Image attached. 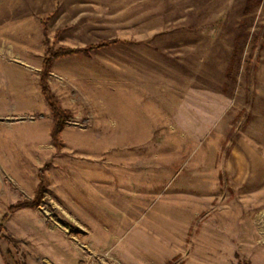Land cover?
Wrapping results in <instances>:
<instances>
[{
    "label": "rangeland",
    "instance_id": "1",
    "mask_svg": "<svg viewBox=\"0 0 264 264\" xmlns=\"http://www.w3.org/2000/svg\"><path fill=\"white\" fill-rule=\"evenodd\" d=\"M0 264H264V0H0Z\"/></svg>",
    "mask_w": 264,
    "mask_h": 264
},
{
    "label": "trees",
    "instance_id": "2",
    "mask_svg": "<svg viewBox=\"0 0 264 264\" xmlns=\"http://www.w3.org/2000/svg\"><path fill=\"white\" fill-rule=\"evenodd\" d=\"M99 45H102V44H98L97 46H99ZM93 47L94 46H89V47L83 48V49H57V50L50 52L43 60V65H42L41 72H40V83H41V87H42V92H43L47 102L49 103L50 109L52 111V115H53L52 136L56 141L59 138V132H60L61 128L63 127L64 122L68 117V114H67V112H65L61 108L56 97L52 94V92L50 91V89L47 85L46 79H47V73L49 70L50 60L52 58H55L58 56H63V55L70 54L73 52H78V51H85V50L93 48ZM39 178H40V182L38 183V187H37L38 194H40L42 189H43V181H42L43 175H42L41 170H39ZM36 201L37 200H35V202L33 204H36ZM24 206H27V204L26 203L17 204L15 206L9 207L8 210L12 212V211L18 209L19 207L22 208ZM5 216L6 215H4V217Z\"/></svg>",
    "mask_w": 264,
    "mask_h": 264
},
{
    "label": "crops",
    "instance_id": "3",
    "mask_svg": "<svg viewBox=\"0 0 264 264\" xmlns=\"http://www.w3.org/2000/svg\"><path fill=\"white\" fill-rule=\"evenodd\" d=\"M35 133V132H34ZM39 134V133H38ZM40 135V134H39Z\"/></svg>",
    "mask_w": 264,
    "mask_h": 264
}]
</instances>
